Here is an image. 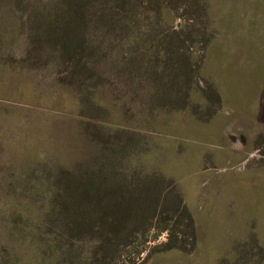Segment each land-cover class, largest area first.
Here are the masks:
<instances>
[{"label":"rangeland","instance_id":"1","mask_svg":"<svg viewBox=\"0 0 264 264\" xmlns=\"http://www.w3.org/2000/svg\"><path fill=\"white\" fill-rule=\"evenodd\" d=\"M86 2L0 0V258L25 249L7 182L17 133L34 131L68 172L110 180L104 195L127 184L164 199L106 264H264V0H124L127 32L91 30L63 61L44 39L75 36L55 16Z\"/></svg>","mask_w":264,"mask_h":264},{"label":"trees","instance_id":"2","mask_svg":"<svg viewBox=\"0 0 264 264\" xmlns=\"http://www.w3.org/2000/svg\"><path fill=\"white\" fill-rule=\"evenodd\" d=\"M123 3L124 0H105L92 5V0H87L85 4L75 6L77 10L59 13L55 16V25H60L56 29L59 27V31L69 25L75 36L68 38L65 29L55 32V39L43 36L44 45L57 49L63 61L80 58L85 54L89 31L127 32L126 27L132 23V19L129 21L131 4ZM145 5L141 1L132 3L134 10L142 14ZM95 6L98 11L93 15H101L100 26L96 29L97 23L91 25ZM81 20L86 22L85 25H78ZM38 38L42 42L40 35ZM39 40L35 38L31 42L43 44L38 43ZM92 54L93 51H89V56ZM88 90V95L93 96L94 90ZM47 142V138L37 137L34 131L17 133V151H22V162L16 169L11 166L7 182L16 190L17 204L14 207L7 204L6 207L17 228L10 235L24 244L25 249L18 256L5 252L0 264H106V255L117 248L115 244L122 243V239L126 240L133 231L136 232L137 228L131 224L144 222L147 211H160L164 199L161 195H149L141 186L133 188L127 184L121 185L125 189L122 187L115 197L104 195L111 186L110 180H100L95 170L85 171L80 165L73 166L72 172H68L62 158ZM128 155H123L122 159H128ZM109 157V161H113ZM95 206L99 208L100 223H96L94 214L85 213L92 212ZM77 218L82 220L78 224ZM122 244L120 246L126 247V243Z\"/></svg>","mask_w":264,"mask_h":264},{"label":"crops","instance_id":"3","mask_svg":"<svg viewBox=\"0 0 264 264\" xmlns=\"http://www.w3.org/2000/svg\"><path fill=\"white\" fill-rule=\"evenodd\" d=\"M227 122L229 123V126H230V125H231L230 120H228ZM222 125H223V123H222ZM229 126H228V127H229ZM219 127H220V125H219V126L215 125V128H216L217 131H216V132H213V131H212V132H213V133H216V135H217V134H218ZM227 133H228V134H231L232 132H227ZM235 161H236V160H235Z\"/></svg>","mask_w":264,"mask_h":264}]
</instances>
